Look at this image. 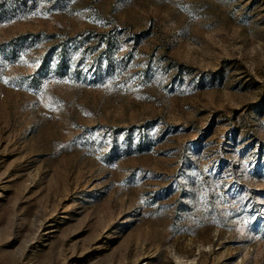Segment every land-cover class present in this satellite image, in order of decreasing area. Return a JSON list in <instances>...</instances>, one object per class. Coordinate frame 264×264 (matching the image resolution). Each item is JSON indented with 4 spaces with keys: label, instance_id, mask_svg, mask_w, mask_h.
Masks as SVG:
<instances>
[{
    "label": "rangeland",
    "instance_id": "rangeland-1",
    "mask_svg": "<svg viewBox=\"0 0 264 264\" xmlns=\"http://www.w3.org/2000/svg\"><path fill=\"white\" fill-rule=\"evenodd\" d=\"M0 264H264V0H0Z\"/></svg>",
    "mask_w": 264,
    "mask_h": 264
},
{
    "label": "bare ground",
    "instance_id": "bare-ground-1",
    "mask_svg": "<svg viewBox=\"0 0 264 264\" xmlns=\"http://www.w3.org/2000/svg\"><path fill=\"white\" fill-rule=\"evenodd\" d=\"M182 262V261H181Z\"/></svg>",
    "mask_w": 264,
    "mask_h": 264
}]
</instances>
